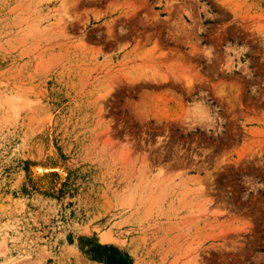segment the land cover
<instances>
[{
    "label": "rangeland",
    "instance_id": "obj_1",
    "mask_svg": "<svg viewBox=\"0 0 264 264\" xmlns=\"http://www.w3.org/2000/svg\"><path fill=\"white\" fill-rule=\"evenodd\" d=\"M68 1L0 0V264H264V0Z\"/></svg>",
    "mask_w": 264,
    "mask_h": 264
},
{
    "label": "bare ground",
    "instance_id": "obj_2",
    "mask_svg": "<svg viewBox=\"0 0 264 264\" xmlns=\"http://www.w3.org/2000/svg\"><path fill=\"white\" fill-rule=\"evenodd\" d=\"M60 1V13L62 14V16L66 19V20H69V21H71L72 19V17H74L75 16V12H74V10L72 11L71 10V8L69 7V1L68 0H59ZM71 4V3H70ZM74 15V16H73ZM74 19V18H73ZM107 241V240H106Z\"/></svg>",
    "mask_w": 264,
    "mask_h": 264
}]
</instances>
